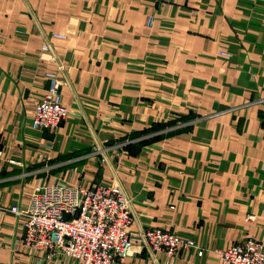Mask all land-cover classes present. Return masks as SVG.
<instances>
[{
    "label": "crops",
    "instance_id": "0c3cea01",
    "mask_svg": "<svg viewBox=\"0 0 264 264\" xmlns=\"http://www.w3.org/2000/svg\"><path fill=\"white\" fill-rule=\"evenodd\" d=\"M46 41L53 62L40 57ZM58 66L70 113L34 128ZM177 122L180 134L167 126ZM117 139L128 142L112 154ZM59 181L119 184L133 231L195 242L174 264H226L213 250L264 238V0H0V207H26L35 186ZM24 221L0 208V264H78L26 246ZM165 258L143 246L115 264Z\"/></svg>",
    "mask_w": 264,
    "mask_h": 264
},
{
    "label": "built area",
    "instance_id": "2783aa9c",
    "mask_svg": "<svg viewBox=\"0 0 264 264\" xmlns=\"http://www.w3.org/2000/svg\"><path fill=\"white\" fill-rule=\"evenodd\" d=\"M66 36L56 34L58 38ZM40 57L51 62L56 60L50 42L42 44ZM59 70L46 72L48 86L36 103L34 128L56 129L70 113L63 101L62 70ZM0 208L25 219L23 242L26 246L45 252L48 258L63 255L78 264H115L119 258L129 255L133 245L147 246L155 254L163 251L166 258L161 264H174L181 250L195 245L194 241L161 226L133 231L130 200L115 182L90 186L63 181L45 183L35 186L26 207L13 204ZM213 252L226 264H264V238L247 236Z\"/></svg>",
    "mask_w": 264,
    "mask_h": 264
},
{
    "label": "rangeland",
    "instance_id": "374dc122",
    "mask_svg": "<svg viewBox=\"0 0 264 264\" xmlns=\"http://www.w3.org/2000/svg\"><path fill=\"white\" fill-rule=\"evenodd\" d=\"M57 17V16H56ZM109 18L110 19H112V18H114V15H112V13H110V16H109ZM116 18V17H115ZM63 21H66V20H63ZM153 22H154V15H148V17H147V26H150L151 24H153ZM131 30L132 31H135L136 30V27H132L131 28ZM110 31H115V33L116 34H119V35H124V33L127 31V29L125 28V27H123V26H120V25H117V26H114L113 27V30H110ZM56 34H58V33H53V37L54 38H58V37H56ZM42 47V46H41ZM41 50V49H40ZM223 53H225V52H223ZM188 61H191L190 59H187V58H183V59H180L179 60V62H181V63H183V64H188ZM143 65H145V66H147L148 67V75H147V77H148V79L149 80H153L154 79V77H155V74H154V71L153 70H150V68H151V66L153 67L154 66V64L152 63V60H151V58H149L148 60H147V62H146V64L144 63V62H142V66ZM169 65H171V63H169ZM134 66H135V68H139V61H137L136 62V64H134ZM59 66L58 67H56V68H53V69H58L59 70ZM154 68V67H153ZM169 68H171V66L169 67ZM62 70V69H61ZM59 73H60V70L58 71ZM187 74V72H185L184 73V76H187V77H190L191 78V75L190 74H188V75H186ZM62 78H63V75H62ZM167 124H165L164 126H166ZM184 123L183 122H181V123H172V124H169V125H167L169 128L171 127V126H173V131H172V133H175V134H180V132L181 131H183V129H184ZM137 126H139V128H141L143 125L142 124H138ZM157 124H155V123H153L152 124V126L148 129V128H142V129H140V130H137L136 131V133L138 134V135H136V136H140V135H142V134H144V133H146V132H148V131H152L153 130V132H155L156 130H158L157 129ZM133 133H135V132H133ZM164 136H167V133H165V135ZM154 137V136H153ZM118 140V142H115V141H109V142H107V144H106V146H107V148L109 149V151H110V153H112V154H114L115 152H117V153H121V152H123V150L125 149V147H126V145H125V143H127L128 141H125V140H122V139H117ZM99 155H101V154H99ZM101 158L103 159V157L101 156ZM152 227V226H151ZM162 227V226H161Z\"/></svg>",
    "mask_w": 264,
    "mask_h": 264
},
{
    "label": "water",
    "instance_id": "95a60500",
    "mask_svg": "<svg viewBox=\"0 0 264 264\" xmlns=\"http://www.w3.org/2000/svg\"><path fill=\"white\" fill-rule=\"evenodd\" d=\"M142 248H143V246H141V245H133L129 248L128 254L133 253V251H135V250H141Z\"/></svg>",
    "mask_w": 264,
    "mask_h": 264
},
{
    "label": "bare ground",
    "instance_id": "6f19581e",
    "mask_svg": "<svg viewBox=\"0 0 264 264\" xmlns=\"http://www.w3.org/2000/svg\"><path fill=\"white\" fill-rule=\"evenodd\" d=\"M133 214V213H132Z\"/></svg>",
    "mask_w": 264,
    "mask_h": 264
}]
</instances>
